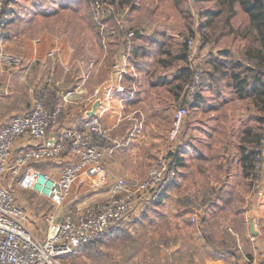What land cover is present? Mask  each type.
Here are the masks:
<instances>
[{"label":"crops","instance_id":"1","mask_svg":"<svg viewBox=\"0 0 264 264\" xmlns=\"http://www.w3.org/2000/svg\"><path fill=\"white\" fill-rule=\"evenodd\" d=\"M11 5L5 14V25H0V48L24 56L25 61L20 68L11 72L2 71L0 65V128L10 123L16 114L30 111L31 107L26 109L24 95L28 89L44 95L50 108L56 104L55 100L61 101L64 93L72 91L73 102L64 104L59 123L49 128L47 136L51 137L65 128L80 125L85 115H89L98 102L96 112L102 115L104 128L118 140L113 153L105 155L103 159L110 179L127 177L129 182H136L145 177L157 154L169 149V128L177 98L185 85L182 81L185 77L182 71L184 62L180 59V54H177L178 49L173 46L163 52L161 48L166 42L161 40L160 50L156 52L153 47L145 48L144 43L148 42L142 41V36H138L129 71L123 79L125 89L119 91L116 90L118 82L110 81L109 78L111 66L123 46L115 51L109 68L102 69L101 58L90 59L94 56L95 45L99 47L103 44L95 43L94 34H87L82 46L84 54L78 56L77 47L69 36L42 31L41 20L38 21L37 16L25 18L23 14V17L16 18ZM31 19L34 20L30 21ZM32 24L35 25L33 34L29 27ZM51 50L55 51L54 56H49ZM168 52L170 55L165 58ZM208 53L210 50L204 48L202 55L206 57ZM216 56L218 55L215 53L210 60L211 64L207 62L206 78L197 101L190 106L185 119L179 148V177L168 186L161 198L164 203H170L174 194L196 176H206L210 180L207 169L214 167V177L211 179L214 193L212 196L209 194L208 198L218 199L219 206L214 209L207 201L206 211H210L208 219L213 215L214 218H220L232 207V214L243 212L244 217L250 220L247 226L250 238H257L251 255L259 256L255 260L264 264V235L261 226H258V220H264V180L262 178L256 189L252 188L254 168L246 156L253 149L256 140L264 134V114H244L241 111L243 100L250 98L258 112L264 110V94H258L262 89L258 87L256 99L253 95H245L238 87V80L230 74L231 78L222 82L219 92L216 90L218 86L214 89L215 77L211 74V66L216 63ZM84 57L88 60L85 61ZM96 61L99 65H96ZM85 62L88 63L87 66L84 65ZM47 69L53 75V84H46V88L43 86L45 90H42L38 84ZM99 87L102 88L103 96L100 102L98 99H89ZM247 87L249 88L248 85L245 88ZM20 95L22 102L16 103ZM107 101L109 105L101 112ZM32 102L33 99L31 106ZM262 141L264 148V137ZM101 142L104 145L112 144L105 140ZM37 144L29 136H21L15 142L14 154ZM64 156L48 161H65L68 165L76 159L71 154ZM263 175L264 171L262 177ZM109 194L110 191L107 196ZM224 198L233 201L231 206H224ZM239 198L250 204L236 205V199ZM161 204L163 202L151 204L150 207L155 205L157 208ZM230 219L232 217L228 220ZM251 221L255 225L254 233ZM214 264H223L222 257L214 258Z\"/></svg>","mask_w":264,"mask_h":264},{"label":"rangeland","instance_id":"2","mask_svg":"<svg viewBox=\"0 0 264 264\" xmlns=\"http://www.w3.org/2000/svg\"><path fill=\"white\" fill-rule=\"evenodd\" d=\"M96 1L7 0L5 6L7 11L12 4V11L15 12L16 18L23 17V14L26 16L25 18L37 16L38 21L41 20L42 31L69 36L77 47L78 56L84 54L82 46L87 34L89 32L94 34L95 43L103 44L99 47L95 45L94 56L92 55L90 59L92 61L95 58L97 60L101 58L102 69L109 68L115 51L123 46L121 24L137 28L136 39L138 36H142L141 40L148 42L144 43L145 48L153 47L157 52L160 50L159 41L161 40L166 42V45L161 48L163 52L173 46L176 47L177 54H180V59L184 62L183 65L187 67L189 62L183 57L182 48H184L187 38L196 36L199 38V51L202 53L204 48L210 50L209 55L202 57L204 79L206 78L207 62L210 63L215 53L218 55L216 56L217 64L211 66V74L215 77L214 89L218 86L217 91L220 86H223L224 80L231 78V75L232 78L234 77L235 72H240L243 77L246 76V73L250 74L248 52L251 57L260 54L261 42L253 40V33L256 29L251 26L249 15L238 3L235 6L236 11L228 23L225 22L226 13L210 23L202 12L207 8H215L216 4L213 1L133 0L131 4H122L120 0H98L100 5H97ZM6 11H4L5 14ZM32 20L34 19L30 21ZM29 27L33 34L35 25L32 24ZM223 53L227 55L225 56ZM168 55H170L169 52L165 58H168ZM87 60L88 58L85 59V61ZM87 64L85 62L84 65L87 66ZM97 64L98 61H96ZM182 71L186 78L185 70ZM186 73L188 80L185 79V81L187 83L190 80L189 67ZM50 76L52 81L48 80ZM182 81L184 82L183 79ZM52 82L53 75L47 69L38 85H41V89L45 90L46 84ZM43 86L45 87L43 88ZM37 94L36 90L28 89L24 92L26 109L29 110L31 100ZM17 98L16 103L22 102L21 95ZM250 99L243 100L241 111L244 114H264L263 109L258 112L253 99ZM58 101L59 99H57V103H59ZM45 103L47 105V100ZM163 152H159L156 158ZM67 154L66 152L62 156L65 157L64 155ZM31 165L52 177H58L57 174L67 163L65 161L60 163V161L40 160L31 162ZM207 170L210 180L206 176L204 178L196 176L194 180H190L178 193L174 194L170 203H164L162 200L163 204L157 208L152 205L138 214L133 213L121 228L109 229L89 246L81 247L75 253L61 257V263L214 264V258L222 257L223 264H260L255 260L259 256L250 255L254 250V244L257 243V238L253 239L252 236L250 238V231H247L250 220L244 217L243 212L232 214L231 209H234L232 207L220 218H214L213 215L208 219L210 211H206V204L210 199L208 195L212 196L214 193V185L211 183L212 176L214 177V167L210 166V169ZM262 174L261 178L264 180ZM252 179V188L256 189L255 187L259 186L260 182H255L254 175ZM136 182H130V184L133 185ZM3 183L12 190L16 201L28 213L30 227L40 238L45 239L48 230L45 213L54 208L51 200L33 189L21 186L19 175L8 172ZM109 189V183L98 188L91 187L79 176L72 185L63 208L75 211L77 205L99 202L108 197ZM235 203L242 206L250 204L241 198L236 199ZM230 217L232 219L228 220ZM262 219L258 220V226H261L264 235V220ZM227 249H231L234 253L226 252Z\"/></svg>","mask_w":264,"mask_h":264},{"label":"built area","instance_id":"3","mask_svg":"<svg viewBox=\"0 0 264 264\" xmlns=\"http://www.w3.org/2000/svg\"><path fill=\"white\" fill-rule=\"evenodd\" d=\"M7 0H0V25H5L3 12ZM100 5V1L95 2ZM5 15V16H4ZM123 30V48L115 58L110 72V81H117L116 90H124V76L129 71L131 56L135 49L138 29L120 25ZM190 80L177 98L168 133L169 149L159 154L145 178L131 185L127 177L110 179L103 165L104 156L112 154L118 140L103 127L101 114L95 111L82 119L80 125L63 129L48 137L51 126L59 123L64 104L73 102V92L61 96L53 109L45 103V96L33 97L29 112L16 114L12 121L0 128V264H62L60 258L75 253L88 242L97 240L109 229H119L134 214L146 210L157 202L168 186L179 177L182 142L181 135L190 106L198 98L204 81L202 53L199 38L186 40ZM49 56H54L51 50ZM24 56L0 48L2 71H15L24 62ZM52 81V77H48ZM2 83L0 75V85ZM103 98L102 88H96L89 99ZM105 105L101 112L105 111ZM29 136L38 144L14 154V145L21 136ZM101 140L112 142L102 144ZM253 155L254 180L261 182L264 169V148L255 147ZM76 157L74 162L62 169L58 177H52L33 167L31 162L49 160L64 153ZM10 172L19 175L24 188L33 189L48 197L53 209L45 213L48 225L45 239L40 238L30 227V217L16 201L12 190L3 183ZM82 177L91 187L110 184V194L105 199L77 205L75 211L63 208L72 185Z\"/></svg>","mask_w":264,"mask_h":264},{"label":"trees","instance_id":"4","mask_svg":"<svg viewBox=\"0 0 264 264\" xmlns=\"http://www.w3.org/2000/svg\"><path fill=\"white\" fill-rule=\"evenodd\" d=\"M132 1L133 0H120L122 4H131ZM207 1H213L216 4L215 8H209V9L207 8L202 12L203 15L207 18V21L210 23H213L215 19L223 15V13L227 14L225 17V22L228 23L230 20V17L236 11L235 6L237 3L240 4L241 7L245 10V12L249 15L251 26L254 29H256L253 33V40L256 39L261 42L260 54L256 57H251L249 55L250 53L248 52L247 56H248V59L250 60L248 69H249L250 74L248 75L246 73V76L243 77L241 73L237 71L234 73V78L238 80V87L241 89L242 93H244L245 95H251V96L253 95V98L256 99L255 97H257L256 91L258 87L262 88L258 92V94L260 93L264 94V0H207ZM4 11H6V6L3 9V12ZM182 51H183V57H185L187 60L188 55H187V44L186 43H185L184 48H182ZM182 68L183 70H185L184 72L186 75V78L184 77V83H183L185 84L186 81L188 80L187 73H186V70L188 69V67L185 65ZM189 76H190V73H189ZM246 85H248L249 88L247 87L246 89L245 88ZM263 101H264V97H263ZM54 102L57 104V100H55ZM55 105L52 106L51 109H53ZM263 137H264V134L261 136L260 139L256 140V143L253 149L251 148L250 152L246 154V156L248 157L249 163H251L252 165H253V155L256 152L255 147L257 145H260L263 148V143H262ZM161 201H162V198H160L155 203H160ZM223 201H224V206H231L233 202L231 199L227 200V198H224ZM209 202L214 209L215 207L219 206L218 199H214V200L209 199ZM92 242L93 241L88 242L84 246L87 247ZM226 252H230V254L234 253L231 249H227ZM234 255H236V258L238 257L236 253Z\"/></svg>","mask_w":264,"mask_h":264},{"label":"water","instance_id":"5","mask_svg":"<svg viewBox=\"0 0 264 264\" xmlns=\"http://www.w3.org/2000/svg\"><path fill=\"white\" fill-rule=\"evenodd\" d=\"M97 106H98V102H96V103L94 104V106H93V110H92V112L89 114L90 116L94 115ZM251 229H252V232H253V233L256 232V231H255V225H254V222H253V221H251Z\"/></svg>","mask_w":264,"mask_h":264}]
</instances>
